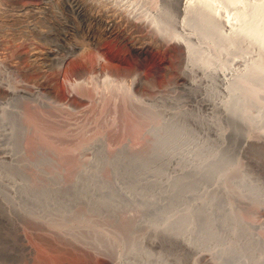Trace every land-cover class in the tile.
Segmentation results:
<instances>
[{
	"label": "rangeland",
	"instance_id": "1",
	"mask_svg": "<svg viewBox=\"0 0 264 264\" xmlns=\"http://www.w3.org/2000/svg\"><path fill=\"white\" fill-rule=\"evenodd\" d=\"M69 1L0 0V264H214V255L264 264V127L213 102L229 98L225 71L235 60L261 64L257 34L233 43L228 23L240 10L250 9L242 21L254 17L264 0H194L187 15L179 0H86L84 10ZM65 35L82 50L54 69L47 57ZM189 44L225 70L204 83L207 92L183 82ZM168 120L214 169L183 174L188 157L166 146V128L151 149L152 125ZM19 144L26 159L43 150L54 163L21 162ZM124 146L154 153L114 157ZM84 162L90 177L113 183L77 182ZM172 215L197 225L192 242L166 233Z\"/></svg>",
	"mask_w": 264,
	"mask_h": 264
},
{
	"label": "bare ground",
	"instance_id": "2",
	"mask_svg": "<svg viewBox=\"0 0 264 264\" xmlns=\"http://www.w3.org/2000/svg\"><path fill=\"white\" fill-rule=\"evenodd\" d=\"M69 2H70V5H72V8L74 10L89 9V5H88V2L86 0L85 1L84 0H70ZM193 2H195V1L194 0H179L177 2L178 4L180 3L178 5V12L181 13V14H185V15L190 14V13L193 14V11H195L197 9L196 8V4L197 3H193ZM198 4L201 7V5H200L201 3L198 2ZM200 7H198V8H200ZM256 7H258V8L256 9ZM237 8H239V7H237ZM254 8L256 10L255 11V16L252 17V18H249L250 17L249 16V17H247V19H245L243 21H242V19H243L242 16L245 18L247 16L245 11H249L250 9L249 10H245V11H243V10L239 11L237 9V11H239L240 13L238 12V15L235 16V17H237V18H234L236 21L232 20V18L230 19V17H229V23L228 24H229V26L231 28L230 29L231 37H232V39L234 38L233 43L234 42H238V41L240 42V40H241L240 43L242 44V41L245 40L246 36L249 35L248 33L257 34V35H255L256 36L255 38H258V41L256 40V42L255 41H252V42L257 43V45H258V42H259L260 45L263 47V48L259 47L261 50L263 49L261 51L262 52V57H261L262 58L261 59L262 62H261V64L256 65L257 64V60L256 59H254L252 62H249V61H244L243 62V61L237 59V60H235L236 63H237V68L235 70H233L236 66H234L232 68L229 67L230 70L229 71H225V70H223L224 68L221 65L222 64L221 61L219 62L218 60H216L215 57H212V53L207 54V52H203V51L198 52L197 49L194 48L192 44L191 45L189 44V49H188L189 52H188V55H187L188 56V61H187V64H186L187 66L185 68L186 69V73H185V77H184L185 79H183L184 80L183 82H187L188 81L187 84H189L193 88L200 87V86L202 88L204 83H209L208 80L211 79L213 76H216V75L217 76H220V75L223 76L222 73H225V72L227 73V75H228V73H230V77H228L227 80L224 82L225 83L224 84L225 85V91L227 92V95L229 96V98L228 99L224 98L222 100L213 101L214 104L217 105V108L220 109L227 116L230 113H232V116H234L233 114L236 113L235 116H238L239 118H242L243 120L246 119L247 121H249V119H251L250 121L251 122L254 121L253 123L255 125L257 124L255 122L258 120V121L261 122V125H263V127H264V3H262V4L259 3V5L258 6L255 5ZM240 9H242V8H240ZM1 10L2 9L0 8V13H1ZM101 11H104V9H102ZM129 11L134 12L135 10L133 11V10L129 9ZM251 11H253V10H251ZM250 13L251 12H249L248 14H250ZM133 14H135V13H133ZM152 16H151V18H152V20L155 23V20H157V19H156V17L154 18ZM114 17L115 16H111V18L109 17V18H107L105 20V24L108 27V29H112L115 26L117 18L116 17L114 18ZM250 19H252V20L254 19V21H252ZM146 20H148V18ZM231 20L233 22H231ZM237 20H238L239 24L237 23ZM25 21H27V20H25ZM150 21L151 20H149V22ZM249 21H251V22H249ZM159 22L160 21H158L156 23L159 24ZM234 22H235V24L237 23L238 25L237 24L234 25L233 24ZM247 22H249L251 25L249 23H247ZM161 24L163 26V23H161ZM164 24H165V22H164ZM158 28H159V26H158ZM161 28H163V27H161ZM251 37H254L253 34H251ZM61 39L67 40L66 45H60L59 48H56V49H53V50L51 49L52 52L51 53L49 52V56L47 57L49 59H52V61H53L52 67H54V69H60L63 65H65V63L67 62L68 58H70L75 53H77L80 50H82L81 49L82 47L79 44L75 45L73 42H71L72 37H70V35L69 36L65 35V38H61ZM249 39H251V38L249 37ZM249 39H247V40H249ZM251 40H253V38ZM195 69L197 70V72L194 71ZM198 72L201 75V77L199 76L200 79L196 78V75H197ZM224 77H225V75H224ZM250 79L259 80V82L263 84V87L260 86L261 88L257 89L254 86H252V84L250 85L247 82ZM138 82L139 81L137 79H135L133 84H138ZM187 84H186V86H187ZM205 88H206V86L204 87V89ZM202 91H201V93H202ZM204 91L207 92L206 89ZM205 94H204V96H205ZM237 94L239 95L238 97L236 96ZM240 96H242V97H240ZM210 98H211V96H210ZM204 99H205V97H204ZM207 99H209V97ZM233 101L236 102V105H235V107L232 108ZM209 102H211V101H209ZM205 104H207V102H205ZM212 106H214V105L212 104ZM253 106L257 108V112L256 113H255V111L252 112V110L254 108ZM206 107L208 109V104H207ZM5 108L6 107L4 106L3 107V115H4V117L6 116V111H7V108L6 109ZM233 111L235 113H233ZM169 116L171 117L170 114H169ZM169 121L170 120L166 121V126H165V124H160L158 122L154 123L152 125L151 131L154 134L155 138H154V141H152L153 145H152L151 149H153V148L156 149L159 146V141H160V138H161L160 136L163 133L164 129L166 128V146H170L172 144L181 146V150L182 151L180 153V156L181 157H184V156L188 157V159L184 160L187 163V165H184L183 169L181 170V172L183 174L184 173H188V172L199 173L202 170L204 171V169L207 170V168H209L210 166L212 167V169H214L216 167L215 161L209 160V159H206V158L204 159V158H199V157L195 158L194 157V151H192L193 148H189L186 145L188 139H190V138L187 137L182 132L181 133H176L177 130L174 128L175 125H173V123L176 124V122H169ZM258 124L260 126V123H258ZM213 125H215V124H213ZM259 126L258 127L255 126V127L259 128ZM24 130L25 129H22V132H24ZM260 131H263V130H260ZM221 134L225 135L224 130L221 132ZM0 136L3 137V136H5V134H0ZM3 139L5 140V138H3ZM102 142H103L102 139H98V141H97L98 144H101ZM167 149L168 148L166 147V150ZM156 150H159V149L157 148ZM168 151H167V153L169 155H171V156L178 155L175 152L171 153L170 150H168ZM150 152H147V151H145V152L136 151V150L132 149L131 147L124 146L123 148H121L119 150V152L114 157H120V156H124V155L126 156L127 155L130 158L138 159V158H140L142 156H148L150 154ZM152 152L154 153V150ZM188 152H192L193 154L192 153H188ZM24 153L25 152H24L23 146L21 144H19V160L21 162L24 161V160H27V161H29L28 163H34V162H36V163H40V162H44V163L45 162H49V163L51 162L52 163L53 162L54 163V159H52V157L49 156V154H47V152H45L43 150L40 152L41 156L36 161L28 160L29 158L26 159ZM106 155H105V157H107ZM178 156L176 158L179 159ZM19 160H18V163H19ZM211 171H208L209 175H210ZM90 172L91 171H90L89 164L88 163L86 164V162H84L83 166L79 170V175H78L79 177L77 178L76 181L80 182L79 179L86 178V180L90 179V180H92L94 182L103 183V184H106V185L113 183L112 180H110L108 177L103 176V175H97L95 177H92V176L90 177V175H91ZM212 172H215V171H212ZM211 175H213V173ZM214 175H215V173H214ZM53 176H55V178L60 180V178H61L60 171H55V174ZM77 182H70V183H68V185L72 186V185L78 184ZM164 183H166V186L169 187L171 185V183H172V178L171 177L167 178L166 181H164ZM43 186L36 187V188H38V190H42V188H44ZM34 188L35 187H33V189ZM121 191H124L126 193L128 192L127 189L126 190L122 189ZM10 198L13 200L12 197H10ZM166 218H167L166 222H171L169 224L166 223V233L167 234H172V237L182 238L184 240H187L188 242H192V240H190L189 238H191V236L193 237L195 235V232L197 230V225L196 224H194L193 222H184L182 220V217H180V216H173L172 215L170 217L166 216ZM78 219H82L81 221L89 220V219H87L85 214H81V217L78 218ZM134 248L135 249L132 250V251L137 253V248L136 247H134ZM203 256H206V255H203ZM213 258H214V264H225L224 263L225 257L223 255L222 256H217V255L215 256L214 255ZM121 260H123V261L120 264H123V263H125V264H135L136 263L135 261H128V260H124V259H121ZM159 262H160V264H166V260H162V261H159ZM146 264H150V262H147Z\"/></svg>",
	"mask_w": 264,
	"mask_h": 264
}]
</instances>
